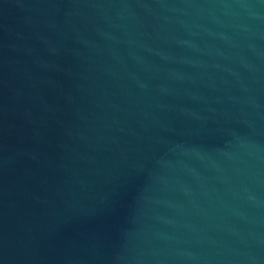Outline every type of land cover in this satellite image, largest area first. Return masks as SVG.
<instances>
[{
	"label": "water",
	"instance_id": "obj_1",
	"mask_svg": "<svg viewBox=\"0 0 264 264\" xmlns=\"http://www.w3.org/2000/svg\"><path fill=\"white\" fill-rule=\"evenodd\" d=\"M0 264H264V0H0Z\"/></svg>",
	"mask_w": 264,
	"mask_h": 264
}]
</instances>
